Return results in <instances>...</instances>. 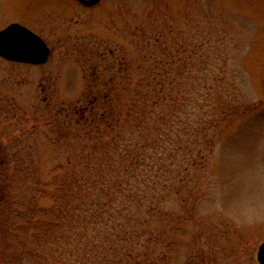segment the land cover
Returning <instances> with one entry per match:
<instances>
[{"label":"rangeland","instance_id":"obj_1","mask_svg":"<svg viewBox=\"0 0 264 264\" xmlns=\"http://www.w3.org/2000/svg\"><path fill=\"white\" fill-rule=\"evenodd\" d=\"M6 1L0 31L16 21L50 55L39 66L0 58V264H259L264 0ZM160 88L169 121L201 129L173 133L180 156L199 147L205 158L150 186L151 212H108L113 222L71 233V156L109 150L73 112L108 90L120 109Z\"/></svg>","mask_w":264,"mask_h":264},{"label":"trees","instance_id":"obj_2","mask_svg":"<svg viewBox=\"0 0 264 264\" xmlns=\"http://www.w3.org/2000/svg\"><path fill=\"white\" fill-rule=\"evenodd\" d=\"M112 94L117 97L111 90L104 95L95 94L88 107L73 112L74 125L86 135L95 136L88 139L89 143L109 150L71 156L75 167L71 170V233L100 228L102 222L98 223V219L107 218L105 225L113 222L115 217L106 216L108 212L125 215L129 220L136 211L151 212L153 200L141 198L147 195L149 187L158 186V183L168 187L171 168L179 172L187 164L195 167L197 156L205 158L204 150L199 147H195L196 153H188V160L186 154L180 156L185 145L183 141L175 140L173 133L182 130L190 136L201 129L189 121L183 122L184 125L169 121L166 113L169 92L165 88L147 89L136 102H123L120 109L110 100ZM101 99L103 104L97 107L96 102ZM210 107L203 112L204 121L210 122L215 115ZM179 112L174 111L175 114ZM209 132L204 122L202 133ZM101 134L104 135L99 137ZM207 138L208 135L204 138L206 143L200 146L205 147L211 142ZM96 141L98 143L92 144Z\"/></svg>","mask_w":264,"mask_h":264},{"label":"water","instance_id":"obj_3","mask_svg":"<svg viewBox=\"0 0 264 264\" xmlns=\"http://www.w3.org/2000/svg\"><path fill=\"white\" fill-rule=\"evenodd\" d=\"M76 1L88 8L101 2V0ZM49 53L47 44L23 26L11 24L0 31V57L6 61L38 66L47 62ZM257 261L264 264V243L258 249Z\"/></svg>","mask_w":264,"mask_h":264},{"label":"flooded vegetation","instance_id":"obj_4","mask_svg":"<svg viewBox=\"0 0 264 264\" xmlns=\"http://www.w3.org/2000/svg\"><path fill=\"white\" fill-rule=\"evenodd\" d=\"M1 1H2V0H1ZM9 2H11V0H7V1H6L7 5H8V4L11 5V3H9ZM14 23H17V22H16V21L9 22L6 26H8V25H10V24H14Z\"/></svg>","mask_w":264,"mask_h":264}]
</instances>
